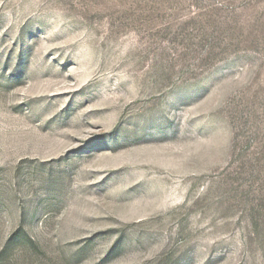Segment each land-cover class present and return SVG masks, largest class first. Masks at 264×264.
<instances>
[{"label": "rangeland", "instance_id": "1", "mask_svg": "<svg viewBox=\"0 0 264 264\" xmlns=\"http://www.w3.org/2000/svg\"><path fill=\"white\" fill-rule=\"evenodd\" d=\"M0 264H264V0H0Z\"/></svg>", "mask_w": 264, "mask_h": 264}]
</instances>
